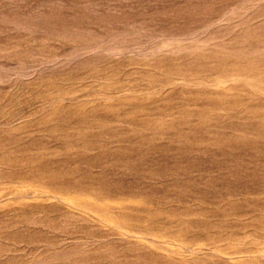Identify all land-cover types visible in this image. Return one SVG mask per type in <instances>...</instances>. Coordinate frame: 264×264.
Listing matches in <instances>:
<instances>
[{
    "label": "rangeland",
    "instance_id": "rangeland-1",
    "mask_svg": "<svg viewBox=\"0 0 264 264\" xmlns=\"http://www.w3.org/2000/svg\"><path fill=\"white\" fill-rule=\"evenodd\" d=\"M258 123L264 0H0V264H264Z\"/></svg>",
    "mask_w": 264,
    "mask_h": 264
},
{
    "label": "bare ground",
    "instance_id": "bare-ground-1",
    "mask_svg": "<svg viewBox=\"0 0 264 264\" xmlns=\"http://www.w3.org/2000/svg\"><path fill=\"white\" fill-rule=\"evenodd\" d=\"M169 80V82H170V79H168ZM217 104H219V103H217ZM224 104H225V101H224ZM224 107V106H223ZM222 107V108H223ZM189 120V119H188ZM204 120V119H203ZM207 120V119H206ZM185 122V121H184ZM190 122V121H189ZM256 123V122H255ZM261 123V122H260ZM260 123H258L257 125H254V127H252V132H255L256 133V135H261V136H263V133H264V128H263V126L264 125H262V124H260ZM206 124V123H205ZM243 124V123H242ZM150 125V124H149ZM173 125V124H172ZM174 125H175V123H174ZM206 125H208V124H206ZM151 126V125H150ZM193 126V125H192ZM235 126V127H234ZM245 126H249V125H245ZM245 126H243V125H239V124H237V125H233L232 127L234 128V129H245L246 127ZM252 126H253V123H252ZM251 127V126H250ZM160 128H161V126H160ZM169 128V127H168ZM162 129V128H161ZM166 129V128H165ZM248 129V128H247ZM194 130V129H193ZM207 130V129H206ZM190 131V130H189ZM201 131V130H200ZM200 131H198V132H200ZM248 131V130H247ZM158 132V131H157ZM193 132V131H192ZM211 131H209V133H210ZM242 132V131H241ZM203 133V132H202ZM247 133V132H246ZM182 134H184V132L182 133ZM186 134V133H185ZM199 134V133H198ZM213 134H214V136L215 137H219V136H223V138L225 137V138H227V139H229V138H231L232 139V137H234V136H232V135H229L228 133H226V134H224V133H220V132H213ZM192 135V134H191ZM209 136V135H208ZM184 137H186L185 135H184ZM189 137V136H188ZM214 137V139H210V140H216L217 141V138H215ZM240 138H241V136H239ZM242 137H243V135H242ZM257 137V136H256ZM181 138V137H180ZM213 138V137H212ZM220 138V137H219ZM259 138H261V137H259ZM187 139H189V138H187ZM199 139H200V136H199ZM205 139V138H204ZM246 138H242L241 139V141H243V142H247V140H245ZM247 139H248V137H247ZM250 139V138H249ZM255 139V138H254ZM254 139H252V140H248L249 142H251V144L253 145L254 144ZM196 140H197V138H196ZM210 140H207V141H204V142H210ZM190 141V140H189ZM189 141H186V142H189ZM203 142V143H204ZM219 142V141H218ZM257 142V141H256ZM202 143V142H201ZM212 143V142H211ZM216 143V142H215ZM258 143V142H257ZM262 145V144H261ZM85 147H88L89 145L87 144V145H84ZM254 146V145H253ZM262 146H264V145H262ZM255 148H256V145H255ZM264 149V148H263ZM258 169V168H257ZM258 179V178H257ZM263 187H264V185H263ZM112 190V189H111ZM259 190V189H258ZM97 191V190H96ZM113 191V190H112ZM261 191H263V190H261ZM260 191V192H261ZM221 193V192H220ZM201 199H202V197H201ZM204 199V198H203ZM214 203V202H213ZM264 211V210H263ZM260 220H262V219H260ZM260 220H257V221H260ZM263 222V221H262ZM264 223V222H263ZM186 224V223H185ZM261 224V223H260ZM131 225V224H130ZM132 226V225H131ZM260 227V226H259ZM261 227H264L263 225L261 226ZM205 229V228H204ZM210 231V230H209ZM235 231H237V230H235ZM139 232V231H138ZM141 232H142V230H141ZM233 232V231H232ZM237 232H240V231H237ZM242 232V231H241ZM240 232V233H241ZM216 238V237H215ZM214 238V239H215ZM217 238H218V236H217ZM194 240V239H193ZM201 240V239H200ZM208 240H210V238L208 239ZM224 240V239H223ZM184 241H185V239H184ZM216 241V240H215ZM189 242V241H188ZM193 242V241H192ZM218 242V241H217ZM203 243H205V242H203ZM215 244V243H214ZM186 246V245H185ZM187 248V247H186ZM187 250V249H186Z\"/></svg>",
    "mask_w": 264,
    "mask_h": 264
}]
</instances>
